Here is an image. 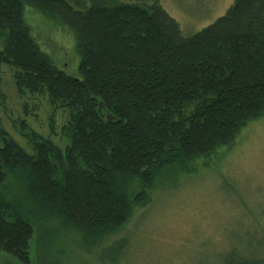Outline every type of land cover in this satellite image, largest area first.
I'll return each instance as SVG.
<instances>
[{
  "label": "trees",
  "instance_id": "trees-1",
  "mask_svg": "<svg viewBox=\"0 0 264 264\" xmlns=\"http://www.w3.org/2000/svg\"><path fill=\"white\" fill-rule=\"evenodd\" d=\"M88 1L0 0V65L21 97H44L51 110L45 136L24 104L16 128L31 152L0 128V252L21 264H34L39 223L58 220L98 241L151 202L166 171L210 159L264 117V0H235L192 36L159 0ZM27 8L75 33L78 77L41 48ZM262 231L228 264H263ZM128 242L103 249L101 263L117 264Z\"/></svg>",
  "mask_w": 264,
  "mask_h": 264
},
{
  "label": "rangeland",
  "instance_id": "rangeland-1",
  "mask_svg": "<svg viewBox=\"0 0 264 264\" xmlns=\"http://www.w3.org/2000/svg\"><path fill=\"white\" fill-rule=\"evenodd\" d=\"M234 1L159 0L179 22L185 36L214 23ZM80 2L72 3L78 9L90 5L88 0ZM29 9L26 20L41 48L62 70L78 77L80 55L75 33L54 18ZM26 102L31 112L29 124L49 136L51 110L47 99L21 97L13 70L0 65V128L31 152V145L16 128L17 121L25 118ZM64 121L60 111L59 127ZM54 140L63 147L68 143L61 134ZM10 187L15 196H20L18 183L10 181ZM138 189L134 184L131 193ZM149 196V204L134 207L129 223L98 241L86 240L58 220L39 223L34 264H102L100 252L122 240L129 242L117 264H228L238 254L251 252L252 238H261L264 230L259 229V223L264 227V117L247 126L232 144L210 159L166 171ZM0 264L21 263L0 252Z\"/></svg>",
  "mask_w": 264,
  "mask_h": 264
}]
</instances>
